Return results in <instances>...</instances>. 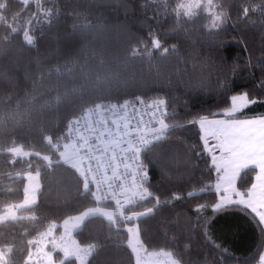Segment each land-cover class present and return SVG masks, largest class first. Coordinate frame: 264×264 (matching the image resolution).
<instances>
[{
    "label": "trees",
    "instance_id": "16d2710c",
    "mask_svg": "<svg viewBox=\"0 0 264 264\" xmlns=\"http://www.w3.org/2000/svg\"><path fill=\"white\" fill-rule=\"evenodd\" d=\"M124 2L127 7L120 6V0H39L40 17L31 24L36 0H9L0 13V43L21 26L36 37L31 62L26 60L15 73V83L0 84V213L24 199L26 172H38L41 182L35 203L19 209L18 217L0 222V247L12 246L14 264H24L34 246L28 241H35L52 223L60 233L67 217L98 205L84 193L79 173L58 163L60 157L53 152L72 117L97 102L156 97L170 104L174 118L167 121L176 127L156 143L154 153H144L149 191L170 199L136 222L145 248L167 250L180 264H257L264 235L250 216L228 213L204 227L201 218H211L210 205L217 196L203 189L215 183V173L206 171V156L196 155L202 144L186 118L223 111L230 94L255 90L254 97H264L257 89L258 61L264 59V0H212L211 11L228 16L218 30L210 29L207 0L200 1L205 7L191 9V16L177 14L187 0ZM244 7L250 9L247 16ZM45 8L56 10L51 22L43 17ZM150 32L169 48L167 53L152 47ZM20 40L23 43L22 31ZM217 78L228 83V91L221 92ZM126 80L130 82L125 85ZM246 113H264V103ZM17 146L30 155L16 156L12 148ZM254 175L252 170L242 173L237 188H250ZM173 195L183 198L171 200ZM154 203L152 198L139 200L125 211L143 212ZM200 204L209 207L197 213ZM115 220L112 224L103 216H89L73 232L80 244L95 246L87 264H135L126 231L134 222L117 214ZM53 256L59 264H78L62 251Z\"/></svg>",
    "mask_w": 264,
    "mask_h": 264
},
{
    "label": "snow or ice",
    "instance_id": "6c2138e0",
    "mask_svg": "<svg viewBox=\"0 0 264 264\" xmlns=\"http://www.w3.org/2000/svg\"><path fill=\"white\" fill-rule=\"evenodd\" d=\"M16 2L22 3L23 0H16ZM8 6L9 0H0V13ZM120 6L127 7V4L124 0H120ZM202 7L205 6L199 0H194V3L190 5H179L177 14L191 16V9ZM206 7L212 17L211 30H218L223 24L228 23L226 13L211 11L214 7L212 0H207ZM186 8L189 10L186 11ZM36 9L37 11L28 18V24H31L34 18L38 19L40 17L41 5L39 0H36ZM249 10V7H244L242 9L243 15L247 16ZM43 17L51 22L56 17V10L54 8L43 9ZM21 31L23 43L20 40ZM149 35L152 37L151 44L153 48L162 49L165 53L169 51V48L163 47L161 41L155 38L156 33L150 32ZM35 40V35L30 34L29 28L24 26L17 28L15 31H10L3 38L2 43H0V84L15 83V73L24 67L26 60L29 63L31 62L29 58L32 56L31 48L35 45ZM25 45L28 47H25ZM38 55L39 53H37ZM258 65L261 70V79L257 89L264 91V59L258 61ZM251 67H257V64H252ZM129 82L126 80L123 83L126 85ZM216 85L222 93L229 90L228 83L221 84L219 78L216 80ZM253 91L255 90H245L239 94L227 96L223 111L217 110L208 114L190 113L191 118H186L188 126H195L199 134V141L202 144V149L196 151V155L206 156V171L215 173V183L205 185L203 189L214 191L217 196L216 201L210 205L211 218H201L205 221V228H208L219 216L239 212L250 216L259 227L260 233L264 235V113L251 116L246 113V110L253 105L264 103V97H254L252 95ZM136 99L140 104L145 103L139 97H136ZM229 104L231 107H227ZM127 107V100L119 105L121 110ZM169 107L170 104L163 98L154 100L147 105V109L144 111L134 109L131 118H126L122 123L115 124L114 130L112 128L104 130L87 128L86 125L81 123L80 119L71 120L67 125V132L57 137V143L53 147V152L60 157L58 163L67 164L80 173L83 178L84 193L91 195L98 205L102 201L112 200L120 213L121 220L134 222L133 226L126 228V231L129 234L128 245L135 256V264H142L139 249L143 247V243L139 240V228L135 222L140 221L142 217L149 216L162 205L170 203V199H162L161 196L149 191L144 186L149 182V174L147 165L141 159L142 153H154L156 143L162 141L170 130L176 127L165 122L167 119L174 118L168 111ZM111 109L116 111L117 104H112ZM80 133H83V135H80ZM106 137L107 139H105ZM61 139L65 143H60ZM69 140L74 142L72 145L74 155L85 156L87 162H80L83 167H78L76 163L71 162L65 156L64 149L69 147L67 143ZM85 143L87 146L81 147ZM189 147L193 150L196 148L195 145ZM89 149L92 153L103 154V157L107 158L105 174L111 177L107 183L99 182V176L89 179L88 172H98L100 164L104 163L103 160L94 161L91 158ZM45 159L49 161V164L52 163L50 158L45 157ZM92 165L94 167H90ZM129 169H134V171H129ZM247 170L254 171L255 182L246 191H241L236 187V182L241 174ZM129 177L131 178L130 183ZM117 179L121 180L120 184L114 183ZM90 185L94 188L91 193L89 192ZM187 195L193 196L194 193L188 192ZM147 198H152L155 201L152 207H148L143 212L130 210V215L124 214L126 206L135 204L137 200L143 201ZM182 198L180 195H173L171 200ZM208 207L207 204H200L195 211L200 213ZM96 215L105 217L112 224L116 223L115 214L101 207L90 209L80 216L70 217L69 219L75 220L77 226H79L87 217ZM68 222V220L64 222L65 231H67ZM57 227L58 225L53 224L42 234L43 237L49 238L52 244V252L62 251L65 258L72 256L79 264H87V258L91 256L95 246L81 247L78 242L74 241V249L69 250L67 247L58 249L56 238L53 235ZM134 240L135 243H133ZM28 243L31 245L38 243V241L30 240ZM37 251L39 252V249ZM144 251L147 253L146 248H144ZM166 255H171V253ZM45 256L47 264H55L51 252L45 253ZM32 257L33 253L29 249L24 264H31ZM14 260L15 254L12 246L0 247V264H14ZM60 264H63V260L60 261ZM172 264H178V261L174 260ZM259 264H264V254L259 255Z\"/></svg>",
    "mask_w": 264,
    "mask_h": 264
},
{
    "label": "built area",
    "instance_id": "2783aa9c",
    "mask_svg": "<svg viewBox=\"0 0 264 264\" xmlns=\"http://www.w3.org/2000/svg\"><path fill=\"white\" fill-rule=\"evenodd\" d=\"M139 98L141 100L145 101V103L140 104L137 99H126L128 101V107L124 110H121L119 108V105L122 104L125 100L120 102V103H107V104L104 102H97L95 104L87 106L82 112H80L76 116L72 117L70 119V121L74 120V119H80L81 123L83 125H86L87 128H95V129H100V130L112 128L114 130L115 124L122 123L124 121V119H126V118H131L134 109H138L139 111H144L147 109L148 104H151L154 100L160 99V98H156V97H154V98L153 97L152 98H150V97H139ZM112 104H117V110L116 111L111 109ZM167 120H169V119H167ZM167 120L165 122L169 124V122ZM80 135H83V133H80ZM105 139H107V137ZM63 143H65V141ZM67 143L69 144V147H67L65 149H68V153H69L68 159L71 162L76 163L78 167H83V165L80 162L81 161H85V163L87 162L85 159V156L74 155L73 149H72V145L74 142L72 140H69V141H67ZM86 146H87L86 143L81 145V147H86ZM89 153L91 154V158L94 161H96V162H99L101 160L104 161V163L100 164V168H99L98 172H96V173H92L90 171L88 172L89 179L91 180L94 178V176H99L100 177L99 182L107 183L108 180L111 179L110 176L105 174V165L107 164V158L103 157V154L97 155L96 153H92L91 149H89ZM141 159L147 165V171L149 174L148 164L144 160V153H142ZM90 167H94V165H92ZM122 170L123 169L121 168V171ZM85 171H87V169H85ZM129 171H134V169H129ZM78 175L80 176V178L83 181V178L81 177L80 173ZM109 175H110V173H109ZM150 177L151 176L149 174V179H150ZM130 180H131V178L129 177V183H130ZM114 183L120 184L121 180L117 179L116 181H114ZM144 186L149 189L148 184H146ZM89 190H90V192H92L94 190L92 185H90ZM137 201H139V200H137ZM99 206H110L111 208H113V210L115 209L116 214L120 216V213L117 210L116 205L112 200L102 201L99 204ZM125 208H124V214L130 215V213H127L125 211Z\"/></svg>",
    "mask_w": 264,
    "mask_h": 264
},
{
    "label": "rangeland",
    "instance_id": "374dc122",
    "mask_svg": "<svg viewBox=\"0 0 264 264\" xmlns=\"http://www.w3.org/2000/svg\"><path fill=\"white\" fill-rule=\"evenodd\" d=\"M200 1L201 0H199V2ZM192 3H194V0H187V2H186L187 5H190ZM169 125H170V123H169ZM12 151L14 152V154L16 156L28 157L30 155V153L23 151L20 146H17L16 148H12ZM64 152H65V156L68 158V156H69L68 149H64ZM25 176L27 178V180H26L27 183H26L25 189H24V191L26 193L24 196V199L22 201H20L19 203H13L12 205H9V207L4 212L0 213V222L3 220H6L8 218L17 217L18 212L15 209V206H17V208L26 207V206L32 205L33 203H35L37 201V196L39 195L38 192H39L40 185H41L39 173L29 171V172L25 173ZM236 187H237V185H236ZM112 209L113 208H110L107 210L112 211L116 216L115 209L114 210H112ZM5 217H7V218L5 219ZM70 217H75V215L69 216V217H67V219H65V220L69 221L68 225H67V227H68L67 231H65V232H68L69 226L75 222V220H70L69 219ZM64 222H63V225H64ZM53 224L58 225L57 223H52L51 225H53ZM131 226H133V225H130L129 227H131ZM46 231H44L43 233H45ZM43 233H41L39 235V237L37 239L38 240L37 244H39V246H40L39 248L42 250V252L44 254L51 252L52 256H53L52 244H51L49 238L42 236ZM53 235L56 238V244H57L58 249L67 247L69 250H72L75 248L74 241L78 242L75 236H72V237L66 236L67 238L65 237V239L64 238L61 239L59 233H56L55 230L53 232ZM139 240L141 241L140 235H139ZM78 243L80 244V242H78ZM133 243H135V240L133 241ZM80 246L81 247H87L88 245L80 244ZM144 248H145V244H143V247L139 249L140 256L142 258V264H172V261H174V260L178 261L177 258L174 257L172 254L166 255L167 253H171L167 250L161 249V250L147 251V253H145ZM36 250H37L36 243H34V246L31 249V251L33 253L31 264H36L35 260L37 258L36 257L37 254H38V252ZM262 254H264V251L262 252ZM70 257H72V256H70ZM53 258H54V256H53ZM44 260H45L44 263L47 264V258L46 257L44 258ZM77 263L79 264V262H77ZM178 264H180L179 261H178ZM258 264H259V262H258Z\"/></svg>",
    "mask_w": 264,
    "mask_h": 264
},
{
    "label": "crops",
    "instance_id": "0c3cea01",
    "mask_svg": "<svg viewBox=\"0 0 264 264\" xmlns=\"http://www.w3.org/2000/svg\"><path fill=\"white\" fill-rule=\"evenodd\" d=\"M211 118V117H210ZM29 153V152H28ZM254 182H255V180H254ZM253 182V183H254ZM9 206H7V208H8ZM97 207H101V208H104V209H110V208H105V207H103V206H99V205H97V206H95V207H92L91 209H95V208H97ZM6 208V209H7ZM21 208H23V207H19V208H17V206H15V209L17 210V212H18V210L19 209H21ZM90 210V208L89 209H86V210H84V211H82L81 213H78V214H76L75 215V217L76 216H80V215H82L83 213H86V212H88ZM113 210V209H112ZM18 214V213H17ZM17 217H18V215H17ZM88 218V217H87ZM87 218L85 219V220H87ZM65 221V220H64ZM63 221V222H64ZM63 222L60 224L61 225V232L59 233V235H60V237H63L64 239H65V237L66 236H68V237H72L73 236V232L74 231H76V229H78L83 223H81V224H79V226H77V222L75 221L74 223H72L70 226H69V231L68 232H65V229H64V227H63ZM136 223V222H135ZM130 225H128L127 227H129ZM39 237V236H38ZM38 237L37 238H35L34 240L35 241H38L37 239H38ZM67 238V237H66ZM40 246H39V244H37L36 243V248L37 249H39V252H38V254H37V258H36V260H35V263L36 264H45L44 262H45V260H44V258L46 257L45 256V254L42 252V250L39 248ZM89 258V257H88ZM88 258H87V260H88ZM53 261L55 262V264H59V262H57V261H55L54 260V258H53ZM258 264V263H257Z\"/></svg>",
    "mask_w": 264,
    "mask_h": 264
}]
</instances>
